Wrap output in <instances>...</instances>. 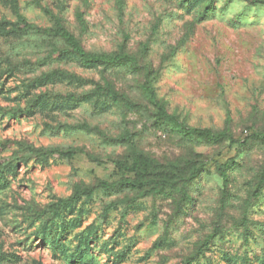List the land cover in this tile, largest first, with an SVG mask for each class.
<instances>
[{
  "label": "rangeland",
  "instance_id": "obj_1",
  "mask_svg": "<svg viewBox=\"0 0 264 264\" xmlns=\"http://www.w3.org/2000/svg\"><path fill=\"white\" fill-rule=\"evenodd\" d=\"M0 264H264V0H0Z\"/></svg>",
  "mask_w": 264,
  "mask_h": 264
},
{
  "label": "trees",
  "instance_id": "obj_2",
  "mask_svg": "<svg viewBox=\"0 0 264 264\" xmlns=\"http://www.w3.org/2000/svg\"><path fill=\"white\" fill-rule=\"evenodd\" d=\"M45 32L60 37L64 40L66 45L68 46L67 49L61 50V51H53V54H59V55H68L72 54L76 56L84 65L86 66H95L97 64L111 66V65H117V64H130L135 63V59L127 56V55H92L85 51L79 40L75 37L74 34L69 32L66 29L63 28H56V29H48ZM143 90L147 94L150 103L158 109L160 112V116L164 118L167 122H174L173 117L168 115L166 112V109L162 104L159 103L157 100L156 93L153 89H151L147 84H143ZM178 126V125H177ZM180 127V126H178ZM181 133L184 136L187 137H196V136H208L209 139L214 141H219V138H216L215 135H213L208 130H200V129H186L181 127L179 129ZM143 159L142 157H140ZM134 165L133 167H135ZM130 170V169H129ZM133 170V168H132ZM70 203V200H60L57 203L53 204L51 206V209H48L46 211H43L44 214L51 213V212H58L60 209Z\"/></svg>",
  "mask_w": 264,
  "mask_h": 264
}]
</instances>
